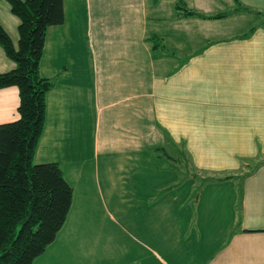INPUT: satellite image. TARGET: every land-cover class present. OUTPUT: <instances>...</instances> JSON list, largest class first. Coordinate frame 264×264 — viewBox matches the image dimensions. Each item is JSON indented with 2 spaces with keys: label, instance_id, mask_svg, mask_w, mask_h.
Segmentation results:
<instances>
[{
  "label": "crops",
  "instance_id": "0c3cea01",
  "mask_svg": "<svg viewBox=\"0 0 264 264\" xmlns=\"http://www.w3.org/2000/svg\"><path fill=\"white\" fill-rule=\"evenodd\" d=\"M238 1L260 15L235 12L234 0H63L64 21L47 29L39 65L54 85L33 162L59 165L72 203L55 240L32 264L96 263L86 234L95 223L90 187L99 189L97 166L136 168L149 155L175 170L166 185L178 186L186 172L195 206L204 202L210 219L214 213L226 220L202 228L192 210L181 231L167 221L181 214L165 205L174 197L132 204L137 192L126 186L141 179L128 184L125 175H112L108 197L127 203L124 219L139 241L130 264H264V163L240 177L241 160L264 161V0ZM181 2L202 16L228 15L177 18ZM18 23L0 0V25L15 46ZM151 37L166 55L153 57ZM14 68L0 47V74ZM18 104L16 87L0 89V125L19 118ZM138 206V216L128 211Z\"/></svg>",
  "mask_w": 264,
  "mask_h": 264
},
{
  "label": "trees",
  "instance_id": "16d2710c",
  "mask_svg": "<svg viewBox=\"0 0 264 264\" xmlns=\"http://www.w3.org/2000/svg\"><path fill=\"white\" fill-rule=\"evenodd\" d=\"M5 1L19 21L18 41L13 45L0 25V47L15 63L13 70L0 74V89L17 88L19 118L0 125V264H32L55 240L72 203V188L63 178L59 165L33 162L45 125L46 94L54 85L53 80L40 76L39 65L47 29L64 21L63 0ZM234 2L235 12L261 13L242 6L238 0ZM227 15L224 12L202 16L182 2L175 6L177 18L217 19ZM151 42L154 58L167 54L154 37ZM182 155L180 165L187 170ZM262 163L258 158L241 160V171L245 168V172L240 177ZM230 176H208L201 183Z\"/></svg>",
  "mask_w": 264,
  "mask_h": 264
},
{
  "label": "rangeland",
  "instance_id": "374dc122",
  "mask_svg": "<svg viewBox=\"0 0 264 264\" xmlns=\"http://www.w3.org/2000/svg\"><path fill=\"white\" fill-rule=\"evenodd\" d=\"M85 60L86 57L84 55V61ZM85 134H87L86 123ZM165 167L168 168L163 159L161 160L152 155L142 158V161H139L136 168L132 166L131 169L127 167L126 170H119L117 168L104 170L100 165L97 166L99 189H97L95 185L90 187V189H92V195H95L94 207H96V211L94 215H92L95 223L93 224L94 229L90 230L91 232L86 234L90 241L93 242L92 247L98 256L96 260V255H94V261H96L94 264H130L134 260L133 258H135L140 251L139 241L138 239L134 240L131 238V230L127 226L124 219V214L127 210V203L125 204V202L122 201L120 203L117 202L115 198L111 196L108 197L106 192L108 186H106L105 180H109L108 178L112 175L114 176L112 178L117 180H124L123 177L125 175L126 178L128 177V184L133 182L134 179H141V183H138L137 185L133 182L132 187L129 185L126 186L131 192L132 190L137 192V196H134L132 199L135 200L132 204H139V197H146L151 202L157 200L158 198L159 200L157 201H160L162 198H164L165 201H171L170 198L174 197V203L170 202L165 205L174 206L177 210L181 211V214L179 217L178 213L175 212L173 216H176L177 218L168 219L167 221L171 222V220H176L180 225L181 231L186 227V224L191 219L192 210H194L195 215L199 217L197 225L199 221L202 228H204V226L212 225L211 222L217 220L223 222V220H226L222 217L223 214L218 216L214 213L211 216H214L215 219H210L211 217L208 211L205 210L206 207L204 206V202L195 206L193 202L195 193L193 192L192 194L189 182L186 181L190 177V175H186V172H181L180 178L183 180H179L178 186L177 184L176 186L166 185L165 183L175 176V173L173 172L175 170L165 169ZM197 177L199 178V176ZM167 190H169L170 193H168ZM77 195L78 194H76V196ZM146 205L150 206L151 204ZM104 209L114 216L115 222L109 218V215L105 213ZM141 209H145L144 205H142ZM128 211L131 214L134 212V214L138 216L139 206L135 209H128ZM149 213H152V210L149 211ZM203 213L206 214L205 219L202 216ZM135 218L138 219V217ZM167 228L168 227L165 229ZM196 230L198 231V228H196ZM164 252L166 251L163 250V253ZM149 262H151V260H149Z\"/></svg>",
  "mask_w": 264,
  "mask_h": 264
}]
</instances>
